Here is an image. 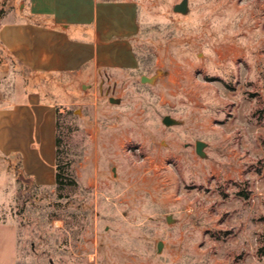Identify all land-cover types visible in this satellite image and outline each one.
Masks as SVG:
<instances>
[{
	"label": "rangeland",
	"instance_id": "obj_1",
	"mask_svg": "<svg viewBox=\"0 0 264 264\" xmlns=\"http://www.w3.org/2000/svg\"><path fill=\"white\" fill-rule=\"evenodd\" d=\"M134 1L137 69L54 86L73 181L0 155V264H264V0Z\"/></svg>",
	"mask_w": 264,
	"mask_h": 264
},
{
	"label": "crops",
	"instance_id": "obj_2",
	"mask_svg": "<svg viewBox=\"0 0 264 264\" xmlns=\"http://www.w3.org/2000/svg\"><path fill=\"white\" fill-rule=\"evenodd\" d=\"M15 1L16 7L0 20V46L17 63L10 68L26 72V79L20 74L11 78L9 70L4 73L5 81L20 80L21 91H16V83L10 94L3 89L0 155L16 157L18 172L32 185L52 187L60 103L53 91L66 76L72 77L71 88L101 69H137L132 46L137 4L134 0Z\"/></svg>",
	"mask_w": 264,
	"mask_h": 264
},
{
	"label": "trees",
	"instance_id": "obj_3",
	"mask_svg": "<svg viewBox=\"0 0 264 264\" xmlns=\"http://www.w3.org/2000/svg\"><path fill=\"white\" fill-rule=\"evenodd\" d=\"M5 1L6 0H2L0 3V20L6 15V13L13 8L12 6H7L6 8L5 6ZM1 48V46H0ZM1 50H3L1 48ZM134 50V49H133ZM4 51V50H3ZM135 53V51H134ZM136 56V54H135ZM13 62V66H17V63L15 61ZM9 71L11 73L8 74V76H10L11 78H14V76L16 74H20L23 76V80L25 81V73H23V71L21 72L20 70H18L17 68L13 67V69H9ZM2 77L0 79V81L4 82L6 75L2 72ZM5 75V76H4ZM3 78V79H2ZM13 88V86L8 87V93H11V89ZM2 93H4V91L2 90ZM59 121H60V116L59 113L57 112V116H56V128H57V132H56V161H55V187L57 189H60L61 187L65 186L66 184L71 183L73 180L70 176L69 170H68V163L66 160H63L62 156H61V150H60V145H61V140H60V135H59Z\"/></svg>",
	"mask_w": 264,
	"mask_h": 264
},
{
	"label": "water",
	"instance_id": "obj_4",
	"mask_svg": "<svg viewBox=\"0 0 264 264\" xmlns=\"http://www.w3.org/2000/svg\"><path fill=\"white\" fill-rule=\"evenodd\" d=\"M172 9L175 12L185 13L186 10H187V0H181V2L174 4ZM140 81L141 82H149L150 78H148L145 75H142V76H140ZM162 123L165 124V125H171V124L174 123V120L169 115H164L163 118H162ZM203 145H204V142H202L201 140H197L195 142V146H194L195 147V152L198 155H202L203 154V151H202ZM160 247H161V243L159 242L157 244V248L159 249Z\"/></svg>",
	"mask_w": 264,
	"mask_h": 264
},
{
	"label": "built area",
	"instance_id": "obj_5",
	"mask_svg": "<svg viewBox=\"0 0 264 264\" xmlns=\"http://www.w3.org/2000/svg\"><path fill=\"white\" fill-rule=\"evenodd\" d=\"M64 111L65 109L63 107L58 109V113H63Z\"/></svg>",
	"mask_w": 264,
	"mask_h": 264
}]
</instances>
